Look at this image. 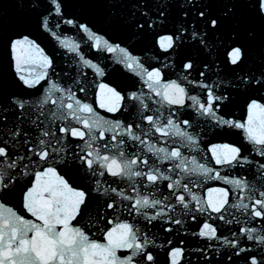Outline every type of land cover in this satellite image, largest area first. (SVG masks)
Listing matches in <instances>:
<instances>
[{"label":"snow or ice","instance_id":"1","mask_svg":"<svg viewBox=\"0 0 264 264\" xmlns=\"http://www.w3.org/2000/svg\"><path fill=\"white\" fill-rule=\"evenodd\" d=\"M20 8L0 15V264H264V0ZM103 54L138 81L106 82ZM231 130L251 149L214 142Z\"/></svg>","mask_w":264,"mask_h":264},{"label":"water","instance_id":"2","mask_svg":"<svg viewBox=\"0 0 264 264\" xmlns=\"http://www.w3.org/2000/svg\"><path fill=\"white\" fill-rule=\"evenodd\" d=\"M25 2H26V0H0V15L7 13V15L13 19L24 15L25 13L20 8V5L22 3H25ZM67 35L70 37H73L77 40H80V41H83V39H84L82 34L78 35L75 32V30H68ZM49 41L51 42V45H56V41L52 40L50 36H49ZM42 46H44V45H42ZM122 46H126V45H122ZM57 51H61V50L59 48H57ZM82 51L85 54L86 58H89V59L101 57V54L90 51L87 44H82ZM133 54L134 55H141L145 58V60H148V58L152 55V53H141V52H134ZM103 56H104L103 59H97V60H94V62H100L102 66H104V65L107 66V75L104 78L106 82H109L110 84H113V85H119L121 87H124L126 84V81L123 79V76H127L133 80L138 81V78L135 77L131 72L126 70L122 65L114 64L112 62V58L110 56H108L107 54H103ZM73 59L74 58L70 57V61ZM150 62L155 63V61H150ZM114 69H118L119 72H115ZM69 70L73 71V69H69ZM120 73H123V76H121ZM89 74H90V76H92L90 70H89ZM92 78H95V77L92 76ZM172 78H175V77L172 76ZM137 87L138 88L140 87L139 83H137ZM91 99L94 102V97H92ZM97 111H100L102 115L110 117V114L104 113L100 109H97ZM231 115L237 119L243 120L246 118V110H243L241 107H239L237 105L236 107L233 108ZM231 132H232L231 135L226 136L224 138L217 139L214 142H217V143H233L235 145H243L245 148H247L249 150L251 149V146L247 145L246 142L244 141V136H243V133L241 131L231 130ZM252 155H254V153ZM257 159H259V158L257 157ZM207 186L219 187V186H224V185H221L220 182H217V181H211V182H209V185L205 186L204 189H197V191H199L201 193V195H204L206 193ZM26 218H28V217L26 216ZM94 238H98L102 242V236L94 237ZM179 239H186V240L191 241L192 238L191 237H177V240H179ZM188 246L193 247L195 245L189 244ZM188 255L192 259V264H204L203 260L198 259V256H199L198 253L189 252Z\"/></svg>","mask_w":264,"mask_h":264}]
</instances>
